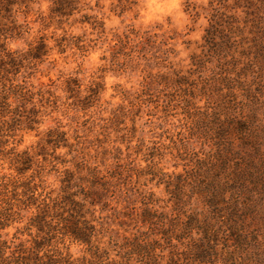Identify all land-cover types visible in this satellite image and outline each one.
Returning <instances> with one entry per match:
<instances>
[{
  "label": "trees",
  "instance_id": "obj_1",
  "mask_svg": "<svg viewBox=\"0 0 264 264\" xmlns=\"http://www.w3.org/2000/svg\"><path fill=\"white\" fill-rule=\"evenodd\" d=\"M49 2L50 16L65 19L78 4ZM233 2L244 16L240 23L212 16L203 37L205 52L192 58L197 79L187 89L190 99L204 101L202 109L192 103L191 132L210 152L183 173L139 171L138 180L149 176L136 182L140 207L117 210L118 199L125 202L134 190L117 172L100 175L87 168V177L75 179L65 169L56 196L44 190L35 173L26 176L31 158L16 153L14 133L37 130V94L14 80L24 58L7 52L2 40L7 31L21 33L15 16L27 14L35 0H0V153L7 152L16 173L0 177V264H264V0ZM46 50L40 38L28 57L39 59ZM206 72L210 75L202 76ZM45 143L75 151L63 133L48 131ZM151 184L163 187L166 200L147 188ZM106 211L119 228L120 217L134 219L133 233L126 236L123 230L121 241L113 239L101 216ZM23 213H30L26 223L8 238V230L22 224ZM23 234L28 240L18 238ZM72 244L83 247L80 257L67 253Z\"/></svg>",
  "mask_w": 264,
  "mask_h": 264
},
{
  "label": "rangeland",
  "instance_id": "obj_2",
  "mask_svg": "<svg viewBox=\"0 0 264 264\" xmlns=\"http://www.w3.org/2000/svg\"><path fill=\"white\" fill-rule=\"evenodd\" d=\"M50 6L49 0H35L27 14L15 16L21 33L7 31L2 40L7 52L24 58L14 80L37 94L34 104L40 112L36 131L14 133L16 153H27L32 166L26 176L35 173L36 181L52 196L59 192L65 169L75 179L87 177V168H95L100 175L117 172L120 181L134 187L125 202L118 199L117 210H138L137 183L149 178L144 175L138 180L139 171L145 174L153 167L167 174L183 173L210 152L191 132L196 121L192 103L204 106L202 99L192 100L188 95V84L197 79L192 58L205 52L203 37L212 16L225 22L232 17L240 23L243 9L233 0H183L188 22L178 28L168 20L143 24L139 0H78L67 19L50 16ZM40 38L47 52L31 59L29 49L37 47ZM211 62L213 68L215 61ZM48 131L63 133L75 151L47 145ZM7 156V152L0 153V177H16ZM76 165H82V170ZM147 188L166 200L162 186ZM110 206H116L115 200ZM23 215L22 224L8 230V238L30 213ZM101 216L116 241H121L123 230L126 236L133 233L134 219L120 217L124 225L119 228L111 211ZM18 238L28 240L25 234ZM83 251L76 244L67 249L72 258Z\"/></svg>",
  "mask_w": 264,
  "mask_h": 264
},
{
  "label": "clouds",
  "instance_id": "obj_3",
  "mask_svg": "<svg viewBox=\"0 0 264 264\" xmlns=\"http://www.w3.org/2000/svg\"><path fill=\"white\" fill-rule=\"evenodd\" d=\"M142 8V23L152 25L163 21H170L178 28H183L188 22L184 14L183 0H139Z\"/></svg>",
  "mask_w": 264,
  "mask_h": 264
}]
</instances>
